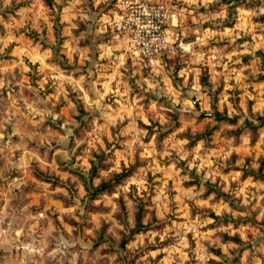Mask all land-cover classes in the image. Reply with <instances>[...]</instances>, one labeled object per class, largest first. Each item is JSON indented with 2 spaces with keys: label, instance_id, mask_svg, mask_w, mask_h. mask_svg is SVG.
Segmentation results:
<instances>
[{
  "label": "rangeland",
  "instance_id": "rangeland-1",
  "mask_svg": "<svg viewBox=\"0 0 264 264\" xmlns=\"http://www.w3.org/2000/svg\"><path fill=\"white\" fill-rule=\"evenodd\" d=\"M117 2L0 0V264H264V36L230 10L150 67Z\"/></svg>",
  "mask_w": 264,
  "mask_h": 264
},
{
  "label": "built area",
  "instance_id": "built-area-1",
  "mask_svg": "<svg viewBox=\"0 0 264 264\" xmlns=\"http://www.w3.org/2000/svg\"><path fill=\"white\" fill-rule=\"evenodd\" d=\"M140 2L148 10V16L142 15L143 9L139 5L127 4V0L122 4L121 0H118L117 5L121 13L117 17H123V20L118 21L116 17L114 27L119 32L129 35L130 53L139 52V56L144 57L148 66L155 67L163 62L164 57H170L179 50H184L180 45H185L186 32L180 31L178 22L182 11L178 8H170L162 0H140ZM173 17L175 23L172 22ZM136 21L140 22L141 27L137 26ZM171 24L177 28L176 33H173L175 37L173 40L170 39ZM144 25L147 27H143Z\"/></svg>",
  "mask_w": 264,
  "mask_h": 264
},
{
  "label": "crops",
  "instance_id": "crops-1",
  "mask_svg": "<svg viewBox=\"0 0 264 264\" xmlns=\"http://www.w3.org/2000/svg\"><path fill=\"white\" fill-rule=\"evenodd\" d=\"M246 1H250V0H246ZM203 4L204 3H202V5ZM190 5H192V7ZM206 5H207V7L203 8L201 6V4H189L190 9L186 10V13H184L178 21L179 25H180L179 29H184L186 31H189L190 34H192L193 32L195 34L198 33L197 34L198 37H195V39H197V40H192L191 41V42H193L192 44H196V43L199 44V41L201 40L200 38H202L201 35H199V34H203L199 31L203 30L204 28H206L207 26L210 25L208 23L204 24V21H207V19H211V21H212L213 19L215 20V19H218L219 17L228 16L227 14H229L230 10H234L235 13L239 16V20L235 24V27L242 30V32H244V34H246V33L251 34L252 33L254 41L259 40V43L257 42V44H254L252 41V43L250 45L251 46L252 45L259 46V45H261V43H263V40H261L260 37L263 38L264 34L258 32V31H261V29L264 30V25H261V23H259L257 19L255 20V16H254L255 14L254 15H248L247 14L249 11H251L253 13L257 12V9L254 6H252L253 3H252V5H250V4H246V3L242 2V0H241V2H239V1L238 2L237 1H231L230 2L229 0H218V1L212 0L211 3H208ZM237 9H242V11L238 12ZM187 11H190L192 13L189 14ZM195 12H197V13H195ZM257 24H260V26H257ZM185 26H187L188 28H186ZM258 29H260V30H258ZM240 32L241 31L237 32L238 35L240 34ZM219 33H222V35H223V31H220V32L218 30L212 31L211 29L207 28L204 30V35H205L204 40L206 41V37H207V41L209 39H214V40L216 39L217 40L220 37V36H218ZM122 36L127 39V42L125 44L126 48H127L129 45L128 35L124 34ZM220 40H224V39L220 38ZM210 51L215 52L216 50L210 48ZM238 51H240V50H238V49L236 50L235 48L228 50V52L226 50L225 51L226 52L225 58L226 59L233 58V56L236 53H239ZM247 51H249L250 53L253 52L252 49H250L246 46L245 49L243 50V52H247ZM219 56L220 55H218V57ZM228 61H226V62H228ZM243 71L244 70H242L240 73H242ZM237 73H239V70Z\"/></svg>",
  "mask_w": 264,
  "mask_h": 264
},
{
  "label": "clouds",
  "instance_id": "clouds-1",
  "mask_svg": "<svg viewBox=\"0 0 264 264\" xmlns=\"http://www.w3.org/2000/svg\"><path fill=\"white\" fill-rule=\"evenodd\" d=\"M79 2H80V0H77V3H79ZM101 2H102V0H96V4H97V5H99ZM185 2H186V3H189V4H199V3L202 2V3H204V4L206 5V4H208V3H211L212 0H185ZM121 3L123 4V3H124V0H121ZM127 4H135V5H139V7H140L141 9H143L142 15H144V16H148V15H149L148 10L144 7L143 4H141L140 0H127ZM125 6H127V5H125ZM237 11L240 12V11H242V9H237ZM262 13H264V9H262ZM247 14H248V15H254L255 13L249 11ZM129 19H131V17H130ZM117 20H118V21L123 20V17H117ZM172 22H173V23L176 22V21H175V17L172 18ZM136 23H137V26H138V27H141L139 21H136ZM117 26H119V25H117ZM143 27H147V25H144ZM141 30H142V29H141ZM137 35H138V33H137ZM133 43H135V42H133ZM146 47H147V46H146ZM180 47L183 48L184 51H189V50H190V49H189L188 47H186L184 44H181ZM136 55L138 56V55H139V52H137ZM68 79L71 80V77H68ZM74 83L77 84V87L79 88V92L82 93V94L84 95V98H85L86 100H89L90 98L88 97L87 91H86L85 88L83 87L84 77H81L79 82H74ZM151 87H153V85L149 84V88H151ZM108 91L110 92L111 89L109 88ZM116 94L120 95L121 97L127 96V92H123V93H121V92H119V90H117V93H116ZM105 95H107V93H105ZM94 103H95V105H96L97 107H101V106H102V105H101V101H99V100H98V101H95ZM117 103H120V101H117ZM122 107H123V106H122ZM134 108H135V105H129V106H128L127 111H128V115H129V116L132 115V109H134ZM143 122H144L145 125H147V124L149 123V119H148L147 116L143 117ZM97 131H99V129H98ZM133 131H135V127H133ZM93 143H94V144H95V143H100V141H99V136H97L96 140H94ZM179 143H181V144H187L188 141H187V140H183V141H180ZM101 146H102V144H101ZM183 158H184V157L182 156L181 159H183ZM118 159H126V154H125V153H120V154H118ZM128 162H130V161H128ZM84 167L88 168V167H90V165H88L87 162L85 161ZM134 182H135V181H134ZM143 184H144V181L141 180V181L139 182V185H138V186H139V187H143ZM58 191H59V189H58ZM15 235H16L17 237H20V236L22 235V232L17 231V232L15 233ZM33 251H35V250L33 249Z\"/></svg>",
  "mask_w": 264,
  "mask_h": 264
},
{
  "label": "trees",
  "instance_id": "trees-1",
  "mask_svg": "<svg viewBox=\"0 0 264 264\" xmlns=\"http://www.w3.org/2000/svg\"><path fill=\"white\" fill-rule=\"evenodd\" d=\"M217 116V115H216ZM221 116L218 114V118H220ZM127 174H119L117 177L118 178H124ZM102 187H106V185H103ZM99 190H101L102 188H98Z\"/></svg>",
  "mask_w": 264,
  "mask_h": 264
}]
</instances>
